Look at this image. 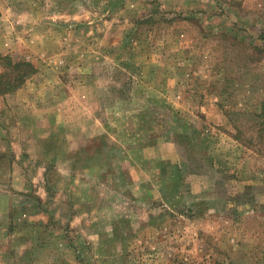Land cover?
Returning a JSON list of instances; mask_svg holds the SVG:
<instances>
[{"label":"rangeland","instance_id":"1","mask_svg":"<svg viewBox=\"0 0 264 264\" xmlns=\"http://www.w3.org/2000/svg\"><path fill=\"white\" fill-rule=\"evenodd\" d=\"M0 54V264H264V0H0Z\"/></svg>","mask_w":264,"mask_h":264},{"label":"trees","instance_id":"2","mask_svg":"<svg viewBox=\"0 0 264 264\" xmlns=\"http://www.w3.org/2000/svg\"><path fill=\"white\" fill-rule=\"evenodd\" d=\"M0 63L9 69L0 72V92L16 89L35 72L34 66L23 60L14 61L9 55L0 54Z\"/></svg>","mask_w":264,"mask_h":264}]
</instances>
